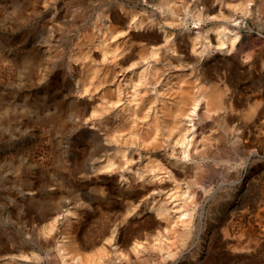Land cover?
<instances>
[{
    "label": "bare ground",
    "instance_id": "bare-ground-1",
    "mask_svg": "<svg viewBox=\"0 0 264 264\" xmlns=\"http://www.w3.org/2000/svg\"><path fill=\"white\" fill-rule=\"evenodd\" d=\"M128 1L136 5L139 0ZM154 1L148 0L149 3ZM216 1L219 0L197 1L198 5L207 6L206 17H201L203 14L196 16V21L202 22L198 27L201 31L193 33L178 27L179 11L169 10L170 13H163L162 17H155L156 13L133 15L138 13L134 11L130 15L132 11L128 12L129 9L128 15H124L125 10L123 14L115 12L113 20L120 24L122 31L109 34L101 56L91 58L89 51L85 50L79 51L80 56L75 58L86 65L73 91L78 105L84 106L83 112H79H82L80 119L84 117L79 122V132L87 138L92 164L74 166L75 173L84 171L85 176L75 180L74 174L75 179L67 181L65 192L82 190L79 194L82 200L92 202L93 189L86 191L85 185L92 178L101 180L103 174L106 177L104 183L108 179L104 187L107 191L105 203L113 213L116 214L114 203L122 206L130 200L135 201L132 198H140L129 204L127 215L143 217L153 214L152 219L159 230L153 234L149 232L148 244L146 241L144 244L156 250L153 254L159 253L154 264H170L178 254L175 249L192 241L194 215L191 209L206 200L211 188L218 189L233 178L240 179L243 169L249 170L252 165L248 161L256 152L255 143L264 142V122L260 121L263 112H253L258 101L256 96L264 95V89L257 95L251 93L239 97L232 88L236 84L235 74L253 66L246 56H252L255 50L247 53L252 40L248 33H243L245 17L240 21L233 19L230 24L227 12L210 15L216 10ZM97 2L101 8L107 3H117V0ZM246 2L253 0L234 6H238L244 15L250 8V3ZM184 3L183 0L177 6L186 5ZM50 4L52 0H48L47 5ZM257 5V10L264 16V0H259ZM210 16L214 17L211 19ZM216 17L218 21H212ZM220 21L225 24H219ZM90 28L92 33L95 29L101 32L95 23ZM48 56L51 65L61 52L53 50ZM77 94L81 97L78 98ZM84 95L88 97L82 100ZM89 109L90 114L86 115ZM251 190L254 194L249 199L245 196L247 200H240L230 214L236 219L232 233H228L233 227L229 225V230L221 229L223 238L219 231H215L212 240L214 244L222 241L223 246L234 252L237 264H264V183L249 176L240 179L237 193L244 195ZM174 211H177V217L173 216ZM57 212L51 210L50 214ZM59 217L51 218L45 233L40 231L34 235L40 250L50 249L57 243L50 253L47 252V264H124L110 253L120 243L114 236L106 238L108 249L102 245L93 250L105 236L104 230L101 229V234L94 235V232V238L87 229L64 236L55 226ZM68 226L72 225L69 223ZM141 242L137 238L132 242L127 250L131 256L148 250ZM23 249L20 247L18 254L4 256V259L27 260L30 254L34 256ZM72 249H80L81 253H73ZM200 249L201 245L199 252ZM144 254L139 262L149 260V255H153L151 252L148 256Z\"/></svg>",
    "mask_w": 264,
    "mask_h": 264
},
{
    "label": "rangeland",
    "instance_id": "rangeland-1",
    "mask_svg": "<svg viewBox=\"0 0 264 264\" xmlns=\"http://www.w3.org/2000/svg\"><path fill=\"white\" fill-rule=\"evenodd\" d=\"M139 1L134 5L128 0H117V3H107L98 8L97 0H52L50 5H47L48 0H0V256L3 255L0 264H47L49 253L57 243L50 249L40 250L34 235L37 236L40 231L45 233L46 225L55 215L60 216L55 226L64 236L87 229L92 232L94 238V232L96 235L104 230V238L102 237L100 243H96L93 250L100 249L102 245L108 249L109 246L105 242L114 236L120 243L117 249L111 250L110 253L124 264H154L157 261L159 253L153 254L156 250L153 251L154 249L151 250L146 245L147 236L159 230L155 219H152L153 214L143 217L127 215L129 204L136 203L140 198H132L135 201L130 200V203L122 206L114 203L116 214L113 213L105 203L107 191L104 187L108 179L104 183L103 179L106 177L103 174L100 175L101 180L92 178L88 182L89 186L87 184L84 188L86 191L93 189L90 200L94 203L82 200L79 195L82 193L80 187V192H65L67 181L72 182L75 176V180L85 176L84 171L75 173L74 166L92 164L89 160L87 138L80 133L79 122L84 119H80L84 106L78 105L73 91L76 89L75 82L86 69V65L75 59L76 55L80 56L79 51H89L91 58L101 56L106 49L105 42L109 34L112 31H122L120 24L113 20L112 14L115 12L123 14L126 11V15L132 11L129 13L132 15L134 11L138 13L133 15L138 16L156 13L155 17H162L163 13L179 11L178 27L191 33L201 31L198 27L202 22L196 21V16L203 14L201 17H206L204 12L207 6L197 4V1L202 0H190L189 3L184 0L187 5L184 6L188 9L179 6L183 0H155V4L149 3L148 0ZM243 1H216V10L210 13H229L227 22L230 21V24L233 19L240 21L245 17L243 33H248L252 40V47L247 53L252 49L255 52L253 51L252 56L246 54L247 59L253 63L251 69H240L241 71L235 74L236 84L232 88L236 89L239 97L242 94L257 95L264 89V16L257 10L259 0L246 2L250 3V8L245 15L238 6L234 7ZM231 15L233 16L230 19ZM217 19L218 17L212 21L217 22ZM92 23L100 27L103 34L98 33L96 29L92 33ZM219 24L225 23L220 21ZM176 30L172 32L178 33ZM53 50L60 51L61 56L52 60L50 65L48 53ZM71 95L75 96V99ZM84 96L82 100L88 97ZM77 97L81 96L77 94ZM255 100L258 101L253 107V112H263L260 121L264 122V95L256 96ZM80 111L82 112L79 113ZM89 114L90 109L86 115ZM257 123L259 124V121H256ZM255 146L256 152L253 153L252 160H247L252 165L249 170L243 169L240 179L245 180L249 176L264 183V142H256ZM240 179L233 178L229 184L225 182L218 189L211 188L212 191L210 190L206 200L191 209L190 212L194 215L192 241L175 249L178 254L173 259L169 257L172 259L170 264L238 263L237 255L223 246L222 241L214 244L212 240L215 231H219L223 238L221 229H230L231 225L233 227L228 229V233H232L236 219L230 216L231 212L240 200H247L254 194L253 190L244 195L237 193ZM51 210L58 212L50 214ZM172 214L174 217L178 215L177 211ZM69 223L72 226H68ZM136 238L137 241H142V245L148 250L132 253L131 256L127 250ZM82 239L86 240L85 237ZM200 245L201 252L198 251ZM20 247L32 252L34 256L30 254L27 260L4 259V256L18 254ZM77 250L72 249L73 253H81L80 249ZM142 251H145V254ZM150 252L153 255H149ZM140 253L149 255L150 259L139 262L143 255ZM116 255L120 257L116 258Z\"/></svg>",
    "mask_w": 264,
    "mask_h": 264
}]
</instances>
